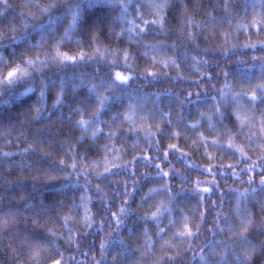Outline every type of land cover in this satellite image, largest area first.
Masks as SVG:
<instances>
[{
    "label": "trees",
    "instance_id": "trees-1",
    "mask_svg": "<svg viewBox=\"0 0 264 264\" xmlns=\"http://www.w3.org/2000/svg\"><path fill=\"white\" fill-rule=\"evenodd\" d=\"M17 67L0 264H264V0H0ZM246 74L256 103L223 104Z\"/></svg>",
    "mask_w": 264,
    "mask_h": 264
},
{
    "label": "snow or ice",
    "instance_id": "snow-or-ice-1",
    "mask_svg": "<svg viewBox=\"0 0 264 264\" xmlns=\"http://www.w3.org/2000/svg\"><path fill=\"white\" fill-rule=\"evenodd\" d=\"M162 6H166V5H162ZM42 11L43 12H47L48 9H42ZM157 12H159V8L157 9ZM78 19H79V13L78 12H73L72 13L73 25H75V23H76V21ZM146 23H147V21H146ZM152 23H155V21H153ZM141 31H143V30H141ZM26 63H27V65L29 67H31V66H33L35 64V61L29 60ZM30 75L31 74L28 71L17 67L16 69H14L12 71H9L7 73V75L3 78V80H0V83H7L8 85H12L14 83L21 82L25 78L30 77ZM128 80H129V77L122 76L119 72H117L115 80L110 81L109 86L110 87H121L122 85L126 84ZM260 88H261L262 91H264V86H260ZM31 91H32V89H26L23 93H21V95L22 96L23 95H28L29 92H31ZM93 91H94V89H93ZM250 99L252 101H255L256 97L252 96ZM106 101H107V98H103V99H100L98 101L100 103L101 109L107 106L106 105ZM57 102L59 103V101H57ZM99 111L100 110L98 109L97 113H99ZM126 118H128V117H126ZM78 123L83 125V124H87L88 121H83L82 120V121H79ZM243 123H244V121L242 120L241 121V126H243ZM5 155H8V154L5 153ZM105 171H108V169H105ZM164 175H167V173H165ZM250 182H251V180H250ZM261 184H264V178L261 179ZM203 191L207 192V191H209V189L205 188ZM191 235H193V234L187 229L186 225H185V230L183 232L177 233V236L180 237V238H183V237H186V236H191ZM201 259L203 260V257H201ZM56 264H60V261H56ZM238 264H244L243 260H239V258H238Z\"/></svg>",
    "mask_w": 264,
    "mask_h": 264
},
{
    "label": "rangeland",
    "instance_id": "rangeland-1",
    "mask_svg": "<svg viewBox=\"0 0 264 264\" xmlns=\"http://www.w3.org/2000/svg\"><path fill=\"white\" fill-rule=\"evenodd\" d=\"M252 74H253V71H252ZM254 74L255 75H251L250 77L254 78V80L259 85L262 77L264 76V67L262 70H257L256 72H254ZM246 78H247V74L244 77L241 76L238 79L231 78L229 81H227V83L223 89L221 99H220L223 104L227 105V103H228V105H232L233 101L236 100L234 102V105H238V103H240V102H241L240 104L245 105L243 103L244 99L242 97L246 95V98L250 99L252 96L249 94V97H248V93H251L252 95H253V93L249 89L255 88V87L250 86L249 81L244 82V80ZM258 89L260 90L261 88L259 87ZM261 94H263V93H261ZM251 103H256V99H255V101L251 100ZM217 104H219V102H217Z\"/></svg>",
    "mask_w": 264,
    "mask_h": 264
}]
</instances>
